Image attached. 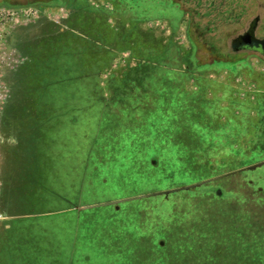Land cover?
<instances>
[{"label":"rangeland","instance_id":"1","mask_svg":"<svg viewBox=\"0 0 264 264\" xmlns=\"http://www.w3.org/2000/svg\"><path fill=\"white\" fill-rule=\"evenodd\" d=\"M157 1L160 7L168 5L171 10L184 12L174 42L187 49L190 46L188 32L199 40L196 58L202 68V79L191 78L186 84L183 81V87L180 77L164 75L163 83L158 85L154 81L157 86L147 89L151 90H146L147 94L124 93L121 96L126 102L145 103L141 118L130 123L131 119H126L129 117L118 114L122 125L107 124L108 132L100 128L103 112L93 102H88L90 94L82 85V79L74 85L80 92L74 95L73 110H46L49 117L70 111L69 118L78 120L80 115L81 124L72 130L56 126L52 136L44 134L40 140L28 141L20 132L25 123L18 119L40 110L0 108V119H4L2 122L10 131L6 134L10 142L5 148L9 147L8 150L17 155H10L11 168L16 166L18 171L22 163L33 166V157L40 150L35 160L45 172L52 171L46 175L56 177V182L45 178L41 183L55 184L54 187L65 185L60 189L38 190L6 187L0 183V215L6 220L36 219L71 212L76 201L79 207L98 206L81 217L70 215L67 219L41 223L42 229L52 228L57 232L68 228L76 233L78 228V240L73 244L74 264H264V115L258 116L255 111L256 101L250 108L244 99L237 97L239 101H234L231 98L238 84L255 83L259 87L257 90L264 89V60L249 51L231 58V42L244 34L256 18L260 19L256 36L264 38V0H215L217 10L205 0ZM51 2L0 0V9L40 11ZM44 15L19 27L20 24H11L12 28L7 26L0 103L30 99L27 90L34 87L27 83L28 78H25L26 88L23 87L24 74L28 73L21 74L22 62L16 51L25 35L24 29L30 28L31 36L41 33L45 22H41L40 17ZM166 16L170 20L174 17L170 11ZM52 23L49 24H57ZM95 24L90 19L89 25ZM153 24L150 22L146 27L154 29L157 35H170V31L165 30V22L158 28L151 27ZM26 25L29 26L23 27ZM80 31L90 33L86 24L80 25ZM53 38L50 36L46 40ZM155 41L161 44L164 40ZM66 43L86 46L76 38L67 39ZM45 44L42 53L53 52L51 45L56 46V42L46 41ZM155 48L161 50L162 46ZM126 56L131 53L125 51L116 60L118 70L133 66L134 62L125 61ZM82 58L79 66L88 70L97 60L104 63L111 60L112 55H91L85 51ZM243 63H249L253 75L240 69ZM108 75L105 72L99 77L100 82L97 79L95 82L101 83ZM228 80L230 84L225 86L215 83ZM55 81L56 77L53 87H56ZM172 84L179 86L174 93L171 89H162ZM102 93L110 99V94ZM49 95V99L54 100V94H47L46 98ZM150 103L154 110L158 109L159 117L158 124L153 126L156 129L148 133L150 119L154 117L151 114L149 119L144 113ZM120 107L122 105L112 107L110 113L116 114ZM246 112H251L253 118ZM134 115L129 114L130 117ZM126 123L131 127L124 129ZM133 126H139V134ZM0 149H4L1 144ZM68 168H73L77 175L62 173ZM103 185L107 186L103 188ZM117 201L123 202L114 203ZM17 234L12 238L0 232V264H14L15 258L8 246L13 241L22 245L25 242L24 230ZM18 257L15 264H32Z\"/></svg>","mask_w":264,"mask_h":264},{"label":"trees","instance_id":"2","mask_svg":"<svg viewBox=\"0 0 264 264\" xmlns=\"http://www.w3.org/2000/svg\"><path fill=\"white\" fill-rule=\"evenodd\" d=\"M51 1L52 2L49 6H63L71 11L72 16L67 22L68 25L78 29L79 31L80 25H87L88 31L90 33L84 34L86 36L85 38H79L81 41L86 43V46L80 47L79 50H92V46H96V44L93 42L98 40L101 44L99 46H96V48L102 52L100 54L107 53L112 55V53L108 52L109 49L117 51L119 50L123 52L129 51L131 53L129 63L134 62L135 66H129L128 69L126 68L118 71L120 72V76H112L106 84L105 89L108 91V94H110V99L105 98L104 101H108L107 103H109L110 106H115V108H117L118 105H122V107H125V109H127V107H129L131 104L141 103L142 101L139 100L135 102H126L121 95L131 91L138 93L145 92V94H147V91H151L147 89H155V87L157 86L153 84L154 81L157 82L158 85L160 82L163 83L164 75L180 77L182 79L181 85L183 84V81L186 84V82L191 78H194L197 81L202 79L201 77L203 73L200 72L202 68L199 67L200 65H198V61L196 58V50L198 47H200L199 40L192 35V32L191 34L188 32L190 46L187 49H184L183 46H179L174 42L176 31L179 28V23L184 16V12L178 13L177 11L171 10L167 8L168 5L160 7V5H158L160 1L157 0H104L112 6V10L92 5L89 0ZM94 1L96 2L99 0ZM199 1L202 2L203 0ZM205 3H210L209 6L215 8V0H205ZM168 10L174 15L172 20H170L169 17L166 16L169 14ZM215 10L217 9L215 8ZM219 14L221 16H224L221 12ZM163 17L164 19L170 20L169 28L171 34L169 36L157 35L154 29L144 28V25L146 23L159 20ZM109 18H113L116 21L119 27V31L111 28ZM90 19L96 22V24L89 25ZM80 33L83 34L81 31ZM94 34H96L97 36H95ZM63 36L65 38V35ZM161 38L164 41H161V44H158L155 40H159ZM65 40H63L64 43L62 47H65ZM151 40H154V42H151ZM67 44L68 43H66V45ZM51 46L53 48V52H50L51 54L46 53L45 56H52V58L49 60L44 59V61H46L44 65H46L49 71L51 70V73L49 72L50 76L49 73H47L48 77H45V72L43 73V71L46 69L41 68L40 72L43 77H41L40 81L42 83H53L55 77L54 69L57 66L59 74L62 75V79L58 76L56 77V80H62L61 87L67 90H69V86L74 87L75 84H78L79 80L82 79L84 77V74L87 73H90L92 76L89 77V81L95 82L96 79L100 81V78L98 76L93 77V74H98L103 70L108 69L113 58L112 55L111 60H105L104 63L102 62V60H97V63L88 70L80 68L79 62H83L82 58L78 61L77 69L75 67L74 60L71 61L67 56H63L62 59L59 60V62L54 61L53 56L57 49H59V47L58 45ZM158 46H162V49L158 50L157 48H155ZM66 51H69V49H67ZM238 53L240 52L233 51L231 53V58L237 57L236 54ZM240 69H242L243 72L248 75H253L254 73V70L249 65V63H243V66H241ZM76 70H78L79 74L78 79H76L75 77ZM247 70L250 72H247ZM159 74L162 75V78ZM170 80L175 82L174 78H170ZM215 83H217L219 86L230 84L229 80L224 82L215 81ZM177 85L178 84H172L169 86L164 85L162 89H171L174 93V91H177V89L179 88V86ZM182 86L184 87V85ZM79 92L80 90L77 93L78 95ZM86 92L87 94L89 93L87 89ZM158 92H160L159 89ZM74 95L75 94L73 92H63L60 100L64 106H70V103L74 104L75 102ZM221 95L224 94L222 93ZM50 97L51 96L49 95L48 98L44 99L47 101L48 105L52 104L55 99H57L58 95L54 94V100L49 99ZM89 97L90 96H88V98ZM231 98L234 101H239L236 100L238 98L234 97L233 94H231ZM258 100L259 102L258 104H256V108L254 109L255 111H257L258 116H263L264 100L263 98H259ZM245 104H247V106L250 105V108H253L254 103L250 104L249 102L245 101ZM65 108L66 107H63V109ZM67 109L72 110L70 108ZM46 110L41 111L42 113H46V118H50L49 116H47L48 113ZM69 112H65L62 114H69ZM245 114L250 118H253L251 112H246ZM87 212H89V210ZM70 215H77V212L71 211L59 213L51 216L39 217L36 219L17 218L12 220L0 221V232H2V235L14 238L18 236V231L24 230V244L22 245L21 243H17V241H13V243L8 246L10 248L9 252L12 253V256L15 258V260H17L19 258L18 255H20L22 258H26L27 260H29L32 264H58L59 259L61 260L62 264H74L75 250L73 244L78 240L77 232L75 233L74 230L68 231V228L64 229V231L62 232H57L52 228L42 229L41 224L43 221L54 222ZM47 258H49V262H47ZM15 260L12 261L14 262V264Z\"/></svg>","mask_w":264,"mask_h":264},{"label":"crops","instance_id":"3","mask_svg":"<svg viewBox=\"0 0 264 264\" xmlns=\"http://www.w3.org/2000/svg\"><path fill=\"white\" fill-rule=\"evenodd\" d=\"M89 2L92 5H95L97 7H103L109 10H112V6L104 1V0H99V1H92L89 0ZM41 16L43 14H45L43 17H40V19L42 18L43 21L41 22H45L42 24L41 26V33H37V34H33V36H31L30 33V28L28 29H24L23 34H25L19 42V45L17 46V51L16 53H18L20 56H18L19 58V62L21 63V74L24 73H28V74H24V78H23V87L26 88V86H24L25 83V78H28V84L32 87H34L31 91L27 90L29 94H31L30 99L28 100H20V101H15V102H10V101H1L0 104H3V106H0V108H4V107H16V108H24V109H32V110H40L38 113L36 111H33L32 114L28 117H22L21 119H18L19 122H24L25 124H23V126L25 125V127H22V130L20 131L21 134L23 136H26V140L28 141H37L41 139V136L44 134H48L52 136V132H54V128L56 126H60V128L63 126L64 128H68L69 129H73L75 128V126L81 124L79 121V116H77L78 120H74V119H70L69 118V114H60L59 116H51L50 118H46V113L43 112L41 113V110H46L48 108L51 109H57V108H70V109H74V105L75 103H70V106H64L63 103L61 102V96L62 93L65 92H73L74 94H77V90L79 91V89H76L74 86H69L68 89H64L61 87V81L62 80H56L54 82L56 87H53L52 84L53 83H42L40 81L41 77H43V75L41 74L40 70L42 69H46L43 71V73L45 72L44 76L48 77L47 73H51V70L49 71V69H47L44 59L49 60L52 58V56H45V54L42 53V50L44 48L46 41H49L50 43L57 42L56 45H58L59 49H57V51L54 54V61L59 62V60L62 59L63 56H67L71 61L74 60L75 62V67L78 69V61L79 59H82V55L84 54L85 51H83V53L81 54V50H79L80 47H82L83 45H79V43H70L69 45L65 43V47L63 46V40H67L70 38H76V40H79L80 37H86L84 34H81L80 31L70 25L67 24L68 20L70 19L71 15V11L68 10L66 7L63 6H43L41 7L40 10ZM39 19V20H40ZM38 22V21H37ZM55 22L57 24H54L55 26H52L49 23ZM162 22L166 23V31H170L169 28V19H164L161 18L159 20H155L152 21L151 23H154L153 26L151 27H155L158 28ZM36 23V22H35ZM46 23H48V25H46ZM109 23L111 24V28H114L116 31H119V27L118 24L116 23V21L113 18H109ZM150 22L146 23L144 25V28L149 29L148 27H146V25H148ZM53 24V23H52ZM30 25V24H29ZM29 25L23 26V27H28ZM21 26V25H20ZM180 26V23H179ZM19 27V26H18ZM171 34V31H170ZM65 35V38L64 36ZM50 36H54L53 39L51 40H46L48 37ZM63 39V40H62ZM65 40V42H66ZM93 43L96 44V46H99L101 43L96 40ZM95 45L92 46V50H90V54L91 55H95V54H100L102 53L101 51H99L96 48ZM57 47V48H58ZM67 49H69V51H66ZM87 51V49H86ZM108 52L112 53L113 58L110 64V67L106 70H103L101 73L98 74H93L94 76H102L105 72H108L109 75L107 76V79L104 80V78H102L101 83H95V82H89L88 79L89 77H92L91 74L87 73L84 74V77L82 78V81L84 83H82L83 86L86 87V89L88 90L90 97L88 99V102H93V105H97L98 107H100L101 111L103 112V116L101 117L102 120V124L100 125V128L105 131L108 132L109 129H105V125H109V126H113V125H117L120 124L122 121L119 120V115L118 114H123L124 117H129L126 119H131V121H138L136 118H141V115L143 113V108L145 103H134L131 104L129 107H127V109H125V107H122L120 109H118V111L116 112V114H111L110 111L113 107V109L115 108V106H110L109 103H107L108 101H104L105 99V94H103L102 92H106V94L108 93V91L105 89L107 82L110 80V78L112 76H120V70H118V67L115 66V62L118 58L122 57L123 54H125V51H117V50H111L109 49ZM126 62H129V59L131 56H126ZM24 61V62H23ZM117 65V64H116ZM36 66V67H35ZM133 66H135V64H133ZM131 65V67H133ZM39 68V70H38ZM105 71V72H104ZM54 76L55 77H60L62 79V75L59 74L57 66L54 69ZM49 73V76H50ZM78 70L75 71V77L76 79H78ZM39 78V79H38ZM100 82V81H99ZM237 82L239 83V80H237ZM53 89H52V87ZM104 86V87H103ZM79 88V86L77 87ZM259 88V87H258ZM257 85L255 83H251V84H246V85H242V84H238L235 86L234 89H236L233 93L234 97H240L239 99H244V101L249 102L250 104H253L254 101L259 102V98H263L264 100V89L261 90H257ZM241 92L240 91H243ZM56 93V95H58L57 99H55V101L48 105L47 101L44 100L46 98L47 94H51L50 93ZM25 92V90H24ZM38 94V95H37ZM75 101V100H74ZM63 106H61V105ZM153 103L149 104V109H146L147 111H145L146 113H144V115L149 116L150 119V115L153 114V119H150V126L148 127V130H146V132L150 133L153 132V130H155L156 128H154L153 126H156L158 124V109L154 110ZM137 108L138 111L137 112H133V109ZM146 108V107H145ZM130 113H135L134 116H129ZM148 113V114H147ZM68 115V116H67ZM127 115V116H125ZM44 117V119H43ZM134 119V120H133ZM4 119H0V144L4 147V149H0V183L3 185H6V187H18V188H27V189H38V190H44L47 188H64L65 185L62 183L57 184V187L54 185L48 186L49 184H42L41 181L44 180L45 178H49L50 181H54L56 182V177H53V175H46V173H52V171L50 172H45V170H43L41 168L40 163L38 164V161L35 160V158H39L40 155V150H39V154L37 153L34 157H33V162L34 165H28L26 166V163H22L21 165V169H19L17 171L16 166L14 167V169L11 168V159H10V155L13 154L14 152L11 150H8L7 147V142H10V140H8V137L6 134H9V126L4 125L3 121ZM112 123V124H110ZM130 123H126L123 128L128 129L129 126L128 124ZM10 127H12L13 125L9 124ZM122 125V124H120ZM4 127V130H3ZM136 127V128H135ZM133 126L132 129H135L138 133L139 126ZM23 129H26L25 131H23ZM121 129V128H120ZM27 132L29 133V136L27 134ZM148 133L146 135H148ZM3 134V135H2ZM139 134V133H138ZM2 135V136H1ZM2 140V141H1ZM13 141V140H12ZM13 146V142L11 144ZM14 155V154H13ZM17 156L16 154L14 155V157ZM21 156H23V152L21 153ZM14 162L18 163V161ZM33 162L31 164H33ZM30 164V163H29ZM47 169V168H46ZM48 170V169H47ZM75 170V169H74ZM76 174V171H73V168H68L64 171H62V173L69 174L72 173ZM15 182H18L17 184H14ZM67 181H65L64 183H66ZM108 180H104V183H107ZM107 185H103V188H105ZM88 189H91V187H89ZM83 196V195H82ZM123 201H117L114 203H122ZM83 203V202H82ZM81 203V204H82ZM84 204V203H83ZM76 206H74V208H71V210L76 211L77 217H81V215H83L85 212H87L88 210L90 211L91 209L94 208H98L92 205L89 206H85V207H79V202L76 201ZM120 209V206H119ZM70 210V211H71ZM68 217H65V219H67ZM62 219V218H61ZM60 219V220H61ZM76 231L78 232V228L76 227ZM58 264H62L61 260H58Z\"/></svg>","mask_w":264,"mask_h":264},{"label":"built area","instance_id":"4","mask_svg":"<svg viewBox=\"0 0 264 264\" xmlns=\"http://www.w3.org/2000/svg\"><path fill=\"white\" fill-rule=\"evenodd\" d=\"M41 13L38 10H21L19 12H9L5 9H0V77L3 68V53L5 45V37L8 34V27L11 24H24V22L31 21L32 18L39 16ZM18 25V26H20ZM8 26V27H7ZM6 219L0 215V221H5Z\"/></svg>","mask_w":264,"mask_h":264},{"label":"water","instance_id":"5","mask_svg":"<svg viewBox=\"0 0 264 264\" xmlns=\"http://www.w3.org/2000/svg\"><path fill=\"white\" fill-rule=\"evenodd\" d=\"M258 19L254 20V22L251 24L248 32H246L243 35H240V37L234 39L231 42V47H232V50L234 52H241V51L250 50L251 46L264 44V41L259 40L256 37V28H257V24L259 22Z\"/></svg>","mask_w":264,"mask_h":264},{"label":"flooded vegetation","instance_id":"6","mask_svg":"<svg viewBox=\"0 0 264 264\" xmlns=\"http://www.w3.org/2000/svg\"><path fill=\"white\" fill-rule=\"evenodd\" d=\"M256 19H258V18H256ZM258 21H260L259 19H258ZM254 22V21H253ZM252 22V23H253ZM251 23V24H252ZM251 24H250V26H251ZM258 25H259V22H258V24H257V28H256V32H257V29H258ZM249 29H250V27H249ZM249 29L246 31V32H248L249 31ZM245 32V33H246ZM244 33V34H245ZM243 35V34H242ZM240 37V36H239ZM257 37V36H256ZM257 39H259V40H262V41H264V38H258L257 37ZM251 49L250 50H246L247 52L249 51V52H252L253 54H256L257 56H259L262 60H264V44L263 45H255V46H251L250 47ZM244 52V51H243Z\"/></svg>","mask_w":264,"mask_h":264}]
</instances>
